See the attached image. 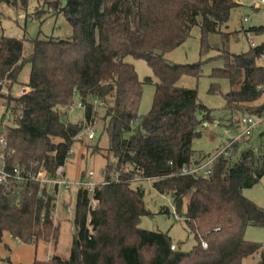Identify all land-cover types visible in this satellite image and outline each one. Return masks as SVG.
<instances>
[{"label":"trees","instance_id":"1","mask_svg":"<svg viewBox=\"0 0 264 264\" xmlns=\"http://www.w3.org/2000/svg\"><path fill=\"white\" fill-rule=\"evenodd\" d=\"M30 1L0 0V7L26 8ZM39 1L64 15L72 36L35 40L33 54L26 59L24 42L4 36L0 20V102L5 100L14 112V127L0 125L8 164L43 167L57 176L84 129L63 121L67 111L78 99L85 106V121L91 123L96 114L92 103L97 100L106 104L104 130L119 177L111 181L113 165L106 166L105 181L94 190L95 208L88 189H79L70 257L34 264H243L261 252L262 244L247 241L245 232L249 227L264 229V209L243 191L264 177V131L258 154L247 151L238 162L221 156L207 178L181 175L184 167L200 162L194 158L193 141L214 119L198 90L179 82L185 76L199 79L209 62L177 64L165 58L192 38L195 27L200 29L203 56L211 47L210 36H225L223 27L240 7L236 0ZM262 30L251 31L260 36ZM128 57L145 61L154 77L141 81ZM263 58L261 44L239 55L227 50L217 60L223 67L213 68L210 93L222 94L223 109L232 117L264 112V102L259 103L264 96ZM27 63L31 73L24 86L29 91L15 98L3 94L5 88L19 84ZM222 80L230 87L226 94L221 91ZM146 84L155 86V95L151 110L140 115ZM110 99L113 103L107 106ZM137 176L155 179L153 188L172 197L195 237L192 251H174L168 234L139 227L141 219L151 214L145 190L132 188ZM37 191L38 185H29L20 197H12L0 184V243L9 233L23 243L58 245L61 226L51 218L53 199L38 198ZM259 264H264L263 255Z\"/></svg>","mask_w":264,"mask_h":264},{"label":"rangeland","instance_id":"2","mask_svg":"<svg viewBox=\"0 0 264 264\" xmlns=\"http://www.w3.org/2000/svg\"><path fill=\"white\" fill-rule=\"evenodd\" d=\"M240 7L232 11L229 22L223 27L225 36L220 37L212 35L209 37L211 47L207 52L200 54L201 33L199 27H195L192 32V38L187 40L180 48L167 54L165 58L170 63L177 64H194L200 62H209L205 64L203 75L199 78L183 77L179 82L180 86L197 89L201 102L212 109L213 123L207 126L203 125L200 128L202 135L193 141L194 158L204 153L209 157L217 155L224 151L232 142L230 138H236L229 149H227L228 157L234 162H238L243 153L254 151L258 154L261 139L260 132L257 131L252 137H239L236 129L238 120L244 112L231 115L230 112L223 109L225 105L224 98L220 93H210V86L215 82L210 75L213 68H222V63L217 60L223 53L229 50L232 54H242L250 50V45L244 34V29L249 27H263L260 36L256 42L264 44V9L258 8L256 0H241L237 2ZM249 18V22L245 23L244 19ZM0 20L2 34L6 37L22 40L25 45V58L29 59L33 54V42L35 40L59 39L68 40L72 36V30L63 14L52 11L44 7L39 0H31L29 5L19 8L10 7L2 4L0 7ZM224 41H223V40ZM227 40H230L229 42ZM227 41V42H225ZM128 63L134 65L139 79L144 81L147 77H154L152 70L148 67L145 61L136 60L128 57ZM31 73V64H25L23 71L19 76V84H15L11 90L6 88L3 94L10 95L13 98L20 97L26 94L29 89L24 86L28 83ZM155 79V78H154ZM221 91L226 94L230 91L227 81H220ZM155 95V86L146 84L143 89L142 101L140 106V115H146L152 107ZM264 102V96L259 103ZM79 100L77 99L73 107L67 111V116L64 117V122L79 124L83 126V131L80 133V139L76 140L72 149L73 155H69L66 166L63 169L64 176L68 181H85L89 180V173L93 172L95 177L92 180L93 184L104 183V170L107 165H113L111 173V181H116L119 174L115 172L116 159L113 154L108 152L109 139L104 130V116L106 111L105 102L93 101V111H95L94 120L92 123L85 121V109L78 108ZM108 105H112L113 101L108 100ZM13 111L5 105V100L0 102V125L1 129L4 126H13ZM95 133V136L90 140L87 133ZM227 131V133H226ZM264 131V127L262 129ZM203 156V155H202ZM200 156V157H202ZM62 171V170H61ZM58 179V178H56ZM136 179V177L134 178ZM40 185V186H39ZM39 193L46 201L49 197L56 200L57 197L50 196L49 193H54L48 185L39 184ZM132 188L140 187L145 190V205L150 212V216H145L141 219L139 227L150 232H158L168 234L175 246L176 250L182 252H190L197 245L193 233L188 228L182 215L177 212L176 205L171 196L159 194L153 187V183L146 182L145 179L134 180ZM80 188L76 185L71 186L69 190H58L56 193H61L59 199V217L54 220L56 226H61V236L56 246L54 243L41 241L38 244L23 243L17 240L9 233H4L3 241L0 243V264H34L36 261H46L55 256L68 259L71 254L73 238L76 234L75 219L68 218L64 213L63 208L71 203H75L76 196ZM37 196V193H35ZM244 196L253 201L259 200L264 209V177L255 187L243 191ZM38 197V196H37ZM39 198V197H38ZM255 200V201H254ZM92 202V201H91ZM93 208L96 205L91 204ZM170 213H165L167 210ZM185 210V207H183ZM165 210V211H164ZM173 210L181 220H176L173 215ZM245 239L247 241L257 242L262 244V251L244 260L243 264H259L262 253L264 254V229L260 227H252L246 230Z\"/></svg>","mask_w":264,"mask_h":264},{"label":"built area","instance_id":"3","mask_svg":"<svg viewBox=\"0 0 264 264\" xmlns=\"http://www.w3.org/2000/svg\"><path fill=\"white\" fill-rule=\"evenodd\" d=\"M241 0H236V2H240ZM258 2V8L264 9V0H256ZM245 23L249 22V18L244 19ZM253 27L246 28L245 30V36L247 39L248 44L250 45L251 48H256L259 46L257 44L256 40L258 38V35L252 32ZM261 66L264 68V58L261 61ZM78 108L80 109H85L84 104L81 102L78 103ZM93 122V121H92ZM91 122V123H92ZM264 127V112L260 115H244L240 118L239 124L237 126V131L238 133V138L240 137H252L257 131H262ZM227 133V131H226ZM81 135V134H80ZM80 135L77 137H80ZM87 136L90 140H92L95 136V133L92 131L91 133H87ZM81 138V137H80ZM79 138V139H80ZM232 142L229 143L228 147L225 148L224 151L219 152L217 155L213 157L209 156H202L198 160L200 161L199 163H195L191 167H184L181 171V175L183 176H194L196 178L198 177H203L207 178L209 177L212 166L213 164L221 157V156H227L228 152L227 149L236 142V138H230ZM232 143V144H231ZM14 152L12 151L11 154ZM74 150L71 149L69 155H73ZM8 147H7V142L5 139L2 137L0 139V184H3L6 190L9 192L8 194L11 195L12 197H20L23 191H26L29 185H48L54 193H49L50 196H55L57 197L56 200L52 202V209H51V218L53 220L57 219L59 217V199L61 193H56L58 190H69L71 186L76 185L78 188H86L88 189L90 193V200L92 201L91 204L96 205V201L93 199L94 197V190L95 187L98 185H94L92 180L94 179L95 175L93 172L89 173V180L87 182L85 181H76L70 182L66 179L64 176V172L62 168L60 170V173L57 176L51 175L48 171H46L43 167L39 169H25L22 167L20 164H16L14 167H10L8 164ZM58 178V179H56ZM142 180L145 179L146 182L153 183L155 179H150V178H144L141 176H137L136 179L134 180ZM133 180V181H134ZM40 186V185H39ZM39 186H38V191H37V196L39 198H42V194L39 193ZM31 196L32 193H29ZM77 204H78V199L76 196L75 203L73 204V198L71 200V203H69L67 206L63 208L64 213L68 218H74L76 219L77 215ZM173 215L175 216L176 220H181V218L178 217L177 213L175 210H173ZM44 217V215H43ZM183 220H187L185 217H183ZM203 247L206 249L207 244L205 242L202 243ZM172 250H176V246H172Z\"/></svg>","mask_w":264,"mask_h":264},{"label":"crops","instance_id":"4","mask_svg":"<svg viewBox=\"0 0 264 264\" xmlns=\"http://www.w3.org/2000/svg\"><path fill=\"white\" fill-rule=\"evenodd\" d=\"M207 125H208V124H206L205 126H207ZM236 128H237V127H236ZM202 155H203L204 157H205V156L207 157L206 154L202 153V154H200L197 158H200V156H202ZM197 160H198V159H197ZM152 187H153V185H152ZM254 201H255V200H254ZM258 201H259V200H256L255 202H256L258 205H260L261 207H263V204H261V203L258 202ZM249 228H252V227H249ZM249 228H248V229H249ZM248 229H247V230H248ZM262 248H263V246H262ZM261 251H262V250H261ZM262 255L264 256L263 253H262ZM262 255H261V257H262ZM261 257H260V260H261Z\"/></svg>","mask_w":264,"mask_h":264},{"label":"bare ground","instance_id":"5","mask_svg":"<svg viewBox=\"0 0 264 264\" xmlns=\"http://www.w3.org/2000/svg\"><path fill=\"white\" fill-rule=\"evenodd\" d=\"M261 47V46H260ZM71 124V123H70Z\"/></svg>","mask_w":264,"mask_h":264}]
</instances>
